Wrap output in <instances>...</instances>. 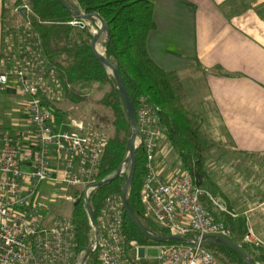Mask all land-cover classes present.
I'll use <instances>...</instances> for the list:
<instances>
[{
    "label": "built area",
    "instance_id": "2783aa9c",
    "mask_svg": "<svg viewBox=\"0 0 264 264\" xmlns=\"http://www.w3.org/2000/svg\"><path fill=\"white\" fill-rule=\"evenodd\" d=\"M57 88L53 72L42 70L35 61L19 63L12 72L0 71V94L15 89L20 99L13 109L15 117L10 118L17 123L0 120V264H79L84 253L74 251L70 215H51L59 213L61 204L72 210L79 200L93 233L90 244L98 253V263L139 264L126 256L127 246L136 245L123 236L121 198L104 200L94 216V228L86 201L93 212L90 198L107 138L74 120L58 122L51 111V103L60 95ZM136 118V149L142 148L147 168L140 189L145 213L167 235L197 243L162 246L152 264H217L201 246L202 238L230 240L231 230L213 217L202 200L206 193L188 173L181 170L163 177L155 170L157 143L164 137L156 110L142 100ZM120 165L128 174V165L123 161ZM243 242L261 244L250 228Z\"/></svg>",
    "mask_w": 264,
    "mask_h": 264
},
{
    "label": "trees",
    "instance_id": "16d2710c",
    "mask_svg": "<svg viewBox=\"0 0 264 264\" xmlns=\"http://www.w3.org/2000/svg\"><path fill=\"white\" fill-rule=\"evenodd\" d=\"M66 2L76 11L96 13L105 21L108 36H104L99 44L104 49L105 57L116 67L136 115L142 100L156 110L163 136L177 153L182 171L188 173L202 189L208 178L206 166L214 144L210 136L194 122L187 93L177 74L160 68L147 51L148 36L155 29L154 0ZM6 14L9 18L5 19L8 27H5L4 36L8 43L2 44L0 71L12 72L19 63L35 61L42 70L53 72L61 97L75 104L88 101V97L77 90L79 86L95 84L105 88L95 102L102 112L93 111L92 119L86 122L107 134L96 181L109 178L126 157L132 128L113 77L90 50L92 33L89 24L94 21L80 26V21L58 0H14L4 9V16ZM51 105L54 116L60 118L63 111L55 104ZM146 173L145 155L139 147L135 151V171L127 196L128 208L149 234L165 237L167 232L153 224L140 201V189ZM127 178L128 174H123L94 190L90 202L95 219L107 197L121 198ZM202 200L213 217L231 230L233 236L230 240L246 253L252 263L263 262L264 255L260 254L259 248L243 242L247 231L245 221L240 218L232 220L226 213L214 212L206 195ZM70 216L75 233L74 251L76 254L83 253L89 245L91 228L81 200L72 208ZM123 220V236L127 243L141 246L186 245L179 241L156 243L144 237L125 214ZM202 244L218 264H245L236 251L212 241L210 237ZM85 264H99L98 253L92 252Z\"/></svg>",
    "mask_w": 264,
    "mask_h": 264
},
{
    "label": "crops",
    "instance_id": "0c3cea01",
    "mask_svg": "<svg viewBox=\"0 0 264 264\" xmlns=\"http://www.w3.org/2000/svg\"><path fill=\"white\" fill-rule=\"evenodd\" d=\"M13 1L0 0V53L7 40L4 9ZM154 22L147 51L160 68L177 74L185 91L187 87L194 91L192 98L189 93L187 96L196 124L213 143L216 137L242 162L255 164L257 198L250 203L239 196L236 213L237 219L245 221L246 229L252 215L251 231L262 242L264 0H154ZM8 90L0 94V120L17 123L10 120L15 117L13 103L17 96ZM166 150L159 140L155 163L162 160Z\"/></svg>",
    "mask_w": 264,
    "mask_h": 264
},
{
    "label": "rangeland",
    "instance_id": "374dc122",
    "mask_svg": "<svg viewBox=\"0 0 264 264\" xmlns=\"http://www.w3.org/2000/svg\"><path fill=\"white\" fill-rule=\"evenodd\" d=\"M73 1V0H70ZM5 18L8 19L9 16L6 14ZM89 24V23H88ZM90 32L94 34L97 32L98 27L100 26L97 20L94 23L89 24ZM103 40V37L100 41ZM187 87V85H186ZM80 92L88 97L87 102L82 103H72L67 102L61 95H56L55 105L63 111V115L59 118L61 122L67 121H76L87 125V120L92 119L91 113L102 112V109L96 105V101L102 96L105 88L98 87L95 84H84L77 88ZM187 94L189 93L190 98L193 97L194 91L189 90L187 87ZM8 93L17 95L15 89L11 91L8 90ZM14 106L18 107L19 97H15ZM14 109V108H13ZM9 111H7L8 113ZM11 112V111H10ZM9 112V113H10ZM195 117V116H194ZM193 117L195 123H198ZM1 119V118H0ZM202 120V119H201ZM12 124L15 121H11ZM204 125V124H203ZM199 126H201L199 124ZM204 130V126L202 127ZM203 132V131H202ZM107 134H105L106 136ZM219 140L214 137V148L213 152L208 159L206 166L207 180L204 182L203 190L206 193L207 199H209L212 210L216 213H219V209H225L227 212L235 215L234 218L230 217L233 220H236L239 212L236 210L238 205L237 198L246 197L250 203L253 202L255 196L256 184H258L259 179H257L258 173L255 170V164L249 161L242 162L238 154L231 149L227 144H221ZM160 142L162 146L166 147V151L163 154L162 160L154 164L155 170L163 177H166L168 174L173 175L182 170L180 161L178 159L177 153L170 147L167 140L164 137H161ZM254 169V170H253ZM258 190V189H257ZM255 198V199H256ZM215 202L214 205L213 203ZM62 209L58 208L57 211L52 212V216L56 215H71V208L67 204H61ZM229 216V215H228ZM71 217V216H70ZM252 215L248 220V228L252 229ZM247 228V229H248ZM257 237V236H256ZM258 238V237H257ZM93 241V233H90L89 244ZM245 243V242H244ZM248 244V243H246ZM251 245V244H249ZM254 246V245H252ZM260 254L264 255V241L261 242L259 246ZM162 246L158 245H136L127 246L126 256L133 262L139 264H152L154 263L160 254ZM83 255V254H82ZM259 256V255H258ZM81 259V258H80ZM263 260V259H262ZM81 261V260H80ZM218 264V263H217ZM257 264H264L263 262H258Z\"/></svg>",
    "mask_w": 264,
    "mask_h": 264
},
{
    "label": "water",
    "instance_id": "95a60500",
    "mask_svg": "<svg viewBox=\"0 0 264 264\" xmlns=\"http://www.w3.org/2000/svg\"><path fill=\"white\" fill-rule=\"evenodd\" d=\"M58 1L63 6L64 9H66L68 12L71 13V15L74 18H76L80 21L78 23L80 26H83L84 24H88V23L95 21V20H97L100 24L97 32L92 34V38L90 41V50H91L92 54L95 56L98 63L101 64L103 68L107 69L109 71V73L111 74V76L113 77L117 91H118V93H119V95H120V97L124 103L126 113H127V116L129 118L130 125L132 128V133H131V137H130V141H129L128 151H127L125 159L123 160V162L125 164H127L129 167L128 178H127V181H126L125 185L123 186L122 192H121V200H122L124 214L126 215L128 220L133 224V226L135 228H137L139 230V232L144 237H146V238H148V239H150L156 243L163 244V243H166L169 241H179V242H184L186 244H193L189 239L184 238V237H180V236H170V235H167L165 237L153 236V235L149 234L132 216V214L128 208L127 196H128V191H129V188L131 186L133 176H134V171H135L136 139L139 136V129H138V125H137V118H136L135 110L131 104V101H130L129 96L127 94V91L125 89L124 83H123L116 67L105 57L104 53H103V55H99L96 53V45L99 44L100 39L104 36H108L106 23L96 13L83 14L82 12H79V11H76L75 9H73L66 2V0H58ZM103 52H104V49H103ZM122 174L123 173H122V169H121V165H120L111 177L97 182L94 185V187L98 188L100 186L106 185V184L110 183L111 181H113L114 179H116L117 177L121 176ZM86 206H87V209L90 213V216L92 218L94 228H95L94 214L92 212L91 206H90L88 201H86ZM95 237H96V230H95ZM208 237H210V236L203 237L202 241L207 239ZM210 239L214 242L223 244V245L233 249L234 251H236L242 257L245 264H253L252 261L249 259V257L246 255V253L238 245H236L234 242H232L231 240L223 238L221 236H213V237H210ZM197 241H198V238L196 239V242ZM193 245L196 246L197 243H194ZM201 246L203 247V244H201ZM83 253L84 254H83L82 259H81L79 264H85L86 263L87 259L89 258L90 254L92 253V244H89L84 249Z\"/></svg>",
    "mask_w": 264,
    "mask_h": 264
},
{
    "label": "bare ground",
    "instance_id": "6f19581e",
    "mask_svg": "<svg viewBox=\"0 0 264 264\" xmlns=\"http://www.w3.org/2000/svg\"><path fill=\"white\" fill-rule=\"evenodd\" d=\"M96 53L99 54V55H103V48L100 44H97L96 45Z\"/></svg>",
    "mask_w": 264,
    "mask_h": 264
}]
</instances>
